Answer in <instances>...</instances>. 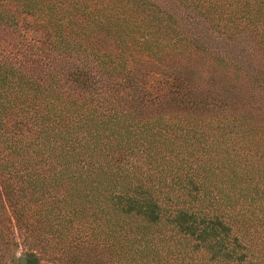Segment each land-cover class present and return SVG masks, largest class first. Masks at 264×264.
<instances>
[{
	"label": "trees",
	"instance_id": "obj_1",
	"mask_svg": "<svg viewBox=\"0 0 264 264\" xmlns=\"http://www.w3.org/2000/svg\"><path fill=\"white\" fill-rule=\"evenodd\" d=\"M16 247L264 264V0H0V264Z\"/></svg>",
	"mask_w": 264,
	"mask_h": 264
},
{
	"label": "rangeland",
	"instance_id": "obj_2",
	"mask_svg": "<svg viewBox=\"0 0 264 264\" xmlns=\"http://www.w3.org/2000/svg\"><path fill=\"white\" fill-rule=\"evenodd\" d=\"M7 247H8V245H7ZM15 251H16L15 257H14L15 264H29V262H30V252H32V250L29 251V250H26V249L21 248V247H16ZM20 258H23V260H24L22 263L19 262Z\"/></svg>",
	"mask_w": 264,
	"mask_h": 264
},
{
	"label": "water",
	"instance_id": "obj_3",
	"mask_svg": "<svg viewBox=\"0 0 264 264\" xmlns=\"http://www.w3.org/2000/svg\"><path fill=\"white\" fill-rule=\"evenodd\" d=\"M23 261H24L23 258H20V259H19V262H20V263H22Z\"/></svg>",
	"mask_w": 264,
	"mask_h": 264
}]
</instances>
